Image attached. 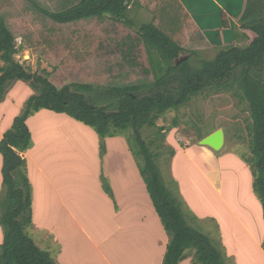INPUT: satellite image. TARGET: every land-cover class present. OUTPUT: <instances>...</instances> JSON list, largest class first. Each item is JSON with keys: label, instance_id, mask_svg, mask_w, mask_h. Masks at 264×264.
<instances>
[{"label": "trees", "instance_id": "obj_1", "mask_svg": "<svg viewBox=\"0 0 264 264\" xmlns=\"http://www.w3.org/2000/svg\"><path fill=\"white\" fill-rule=\"evenodd\" d=\"M128 1L0 0V59L4 62L0 66V99L15 79L29 80L38 90L0 141L7 194L5 209L0 213L4 228L0 264H56L50 252L39 247L27 232L33 223V194L21 171L26 163L21 153L32 143L27 120L43 108L93 127L103 151L106 137L132 128V151L170 237L164 264H179L187 251H193L200 264H222V252L209 235L187 221L141 129L154 127L161 115L178 110L206 90L236 88L248 102L253 120L248 133L255 168L254 188L264 213V0H249L241 16L243 27L249 30V45L229 46L200 65H192L190 58L175 62L193 38L204 35L198 27L191 31L189 14L180 0H147V8L155 18L142 25L140 31L132 30L123 21L129 12ZM95 21L102 27L98 29ZM190 32L193 35L188 39ZM220 38L218 33V44ZM22 48L41 53L53 68L49 77L29 72L16 59L15 54ZM152 49L159 52L158 59ZM87 60L97 64L102 78L107 74L117 78L128 75L125 81L113 82L105 91L111 94L105 106H98L86 96L95 90L89 75L96 77V70L86 64ZM161 62L167 67L162 69L158 65ZM70 78L75 81L66 83ZM18 175L22 181H18ZM0 206L4 207L2 203Z\"/></svg>", "mask_w": 264, "mask_h": 264}, {"label": "crops", "instance_id": "obj_2", "mask_svg": "<svg viewBox=\"0 0 264 264\" xmlns=\"http://www.w3.org/2000/svg\"><path fill=\"white\" fill-rule=\"evenodd\" d=\"M146 1H128L129 12L123 21L132 25V30L140 31L142 25L154 22L155 14L147 8L149 1ZM201 1L197 0L196 4ZM180 2L189 14L191 31L197 27L202 30L192 10L195 7L192 1ZM142 12L145 15L140 18ZM242 14H238L237 21ZM239 23L242 31L248 33L244 23ZM63 120L70 123L64 127ZM27 123L32 143L21 153L26 160L21 171L27 176L33 194V223L27 232L36 244L50 252L56 264H164L170 237L147 190L134 152L122 133L106 137L103 151L93 127L64 113L43 108L34 112ZM72 125L75 128L68 129ZM4 133L5 130L0 139ZM201 147L212 150H203L208 170H204L201 158L187 156L181 148H172L168 163V173L175 177L183 202L178 201L187 221L209 235L219 250L226 248L225 252L220 250L222 264H264V213L261 199L253 188L254 175L248 177L249 194L241 189L249 195L248 199L236 195L235 201L232 200L234 193L225 194L229 168L242 177L240 171L247 163L244 153L232 150L221 156L220 151L210 146L201 144ZM2 167L3 157L0 198L5 199ZM161 174L170 190H175L174 186L170 187L171 179L165 180L162 171ZM18 176V181H22ZM194 187L204 189V193L196 194ZM207 195L209 207L205 205L203 209L202 199ZM248 206L256 217L247 216ZM196 262L193 253L185 254L179 264Z\"/></svg>", "mask_w": 264, "mask_h": 264}, {"label": "rangeland", "instance_id": "obj_3", "mask_svg": "<svg viewBox=\"0 0 264 264\" xmlns=\"http://www.w3.org/2000/svg\"><path fill=\"white\" fill-rule=\"evenodd\" d=\"M191 1L192 4L195 5L192 10L196 13V20L198 21V24L202 26L204 35H198V38H193L189 46H187L185 52H182L180 57L175 60L176 63L182 59L185 60L190 58V63L192 65H200L202 60L214 58L222 49H225L229 46L235 45L239 47H245L249 45L250 38L246 35V33H244V30L242 31L241 25H239L241 19L239 18V21H237V17L240 16L238 14L245 12L249 0H203L198 4H196L197 0ZM254 1L258 0H253V2ZM223 12L225 15H223ZM233 13H235L237 16H234ZM144 15V12H142L139 17L143 18ZM95 24H97L98 29L103 25L102 23L96 21ZM137 24L140 27L143 23L141 22V24ZM221 26H224L223 29ZM129 27L131 29L133 28L132 25ZM218 33L221 36L220 44H218L217 41ZM191 34L192 33L190 32L188 39L192 37L193 34ZM198 34L200 33L198 32ZM20 41L21 38H18V44ZM193 52H195V54ZM152 53L157 59L160 57V54L156 49H152ZM15 57L31 73L49 77V72L51 73L53 70V68L50 66V63H48V61L41 56V53L34 51L32 48L20 49L19 52L15 54ZM86 62V64H90L92 69L96 70V77H93L92 75H89L88 77L90 82H92L95 86V90L92 89L91 91L87 92L86 96L95 100L98 106H105L111 101V94L106 93L105 91H107L113 82L119 81L120 79H124L125 81V78L128 75L125 74L122 75V77L117 78L107 74L106 77L102 78V73L96 69L97 64L91 60H87ZM3 64L4 62L0 59V66ZM158 65L163 69L165 68L164 66L166 64L161 62ZM132 78L134 79V76H132ZM137 80L139 83H141L138 78H135V81ZM72 81L75 80L70 78L66 83L70 84ZM37 93L38 90L29 80L26 81L15 79L10 81L6 88L4 98L0 99V135L4 130L7 132L11 128L10 123L13 122L12 120L24 112L29 98L36 95ZM17 113L19 114L14 118ZM252 122L253 120L251 118L249 104L246 99L243 98L242 92L240 90H237L236 88L220 91L206 90L196 96H193L188 103L181 106L178 110L167 111L155 120L156 125L154 127L146 126L141 129V133L151 151L156 154L155 160L158 164L159 170L163 172L165 180L166 178L171 179V182H169L170 187L174 186L175 188V190L171 188L172 191L174 194L176 193V197L181 200V202H183L181 197L178 195L175 177L173 174L170 175V173H168V163L172 157V148H181V151L186 153L187 156L201 158L202 160L199 161L204 167V170H208V166L204 165L206 164L207 160L203 156V150L206 149L209 150V152H212V150L208 149L207 147H201L199 142L206 135L212 133V131L214 132L220 128L224 129L226 137L224 146H226H223L219 150L221 156H224L225 153L233 150L237 154L243 155L244 153L246 162L249 163V165L246 163L245 169L240 171V175L242 176L241 178L233 174L232 169L230 170L229 168L226 180L228 191L225 194L231 195L234 193L232 200L236 201L238 200V197H249V195H245L249 194V189L251 188V181L248 179V177L251 175L249 174H253L255 178V168L251 162L253 155L250 149V138L248 133L249 126H251ZM69 123L70 122H65V120H63L64 127ZM70 128L74 129L75 126L72 125L68 129ZM120 132L127 139L131 147L132 145L135 146V142L132 140V128L125 131H119L118 134ZM2 157L3 156L1 154V162ZM234 166H237V164L235 163ZM196 184H198V182H196L194 186H196ZM234 187L236 191L233 189ZM241 189L245 192V194ZM194 190L197 192L196 194L200 192L202 194L204 193V189H198L194 187ZM255 194H257L260 201L261 198L256 189ZM236 195L238 197H236ZM6 197L5 199L0 198V204L2 203L4 206H0V213L3 211V209H5L7 201ZM206 197H209V195L202 199V201L205 202L203 209L207 206L209 207V203L205 200ZM187 212L190 214L189 211ZM219 213L222 214L221 209H219ZM247 216L256 217L250 206H248L247 209ZM189 218H191V214ZM256 220L257 219H254L253 221ZM0 226L1 243L3 241L2 237L4 236V228L1 222ZM238 231H240L242 234L241 230L238 229ZM225 249L226 248H224V246L220 248V250L224 252L226 251ZM1 252L2 245L0 244V258ZM186 254H193V251H187ZM196 264L198 263L196 262Z\"/></svg>", "mask_w": 264, "mask_h": 264}, {"label": "water", "instance_id": "obj_4", "mask_svg": "<svg viewBox=\"0 0 264 264\" xmlns=\"http://www.w3.org/2000/svg\"><path fill=\"white\" fill-rule=\"evenodd\" d=\"M225 143V133L224 129L220 128L205 136L200 144L207 145L213 148L215 151H219Z\"/></svg>", "mask_w": 264, "mask_h": 264}, {"label": "bare ground", "instance_id": "obj_5", "mask_svg": "<svg viewBox=\"0 0 264 264\" xmlns=\"http://www.w3.org/2000/svg\"><path fill=\"white\" fill-rule=\"evenodd\" d=\"M211 154V153H210Z\"/></svg>", "mask_w": 264, "mask_h": 264}]
</instances>
